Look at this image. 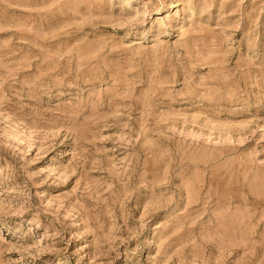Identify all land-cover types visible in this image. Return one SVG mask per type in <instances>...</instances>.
<instances>
[{
	"label": "rangeland",
	"instance_id": "rangeland-1",
	"mask_svg": "<svg viewBox=\"0 0 264 264\" xmlns=\"http://www.w3.org/2000/svg\"><path fill=\"white\" fill-rule=\"evenodd\" d=\"M0 264H264V0H0Z\"/></svg>",
	"mask_w": 264,
	"mask_h": 264
}]
</instances>
